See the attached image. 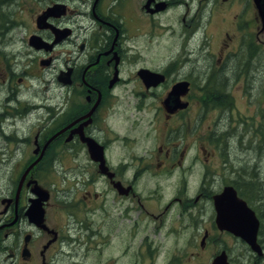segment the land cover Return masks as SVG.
<instances>
[{
  "label": "flooded vegetation",
  "instance_id": "af4514ba",
  "mask_svg": "<svg viewBox=\"0 0 264 264\" xmlns=\"http://www.w3.org/2000/svg\"><path fill=\"white\" fill-rule=\"evenodd\" d=\"M217 1L208 11L218 20L205 22V0H45L22 41L9 46L16 30L0 33V173L16 179L0 194V264L73 260L83 246L77 234L94 216L110 236L129 233L123 252L134 262L148 253L142 264H154L166 240L185 238L198 247L192 258L212 249L204 264L228 256V243L243 246L249 264H264L260 229L259 257L217 225L215 196L235 181L212 190L224 150L216 136L234 121L237 85L264 56V25L246 4L253 0ZM32 36L44 45H29ZM31 82L47 87L24 93ZM123 99L134 100L135 114ZM37 183L49 193H33ZM39 195L38 225L27 212ZM237 197L261 225L260 206ZM176 251L166 264L185 260Z\"/></svg>",
  "mask_w": 264,
  "mask_h": 264
},
{
  "label": "rangeland",
  "instance_id": "374dc122",
  "mask_svg": "<svg viewBox=\"0 0 264 264\" xmlns=\"http://www.w3.org/2000/svg\"><path fill=\"white\" fill-rule=\"evenodd\" d=\"M44 1L45 0H6L4 5H0L1 12L10 13V16L8 15L6 17L9 22L7 24L8 28L6 29L13 30L16 28L14 37L10 44H8L9 46L14 44L15 39L18 42L22 41L23 37H25L26 30L31 26V12L40 9L43 6ZM250 2L246 4L249 5V8L253 10L255 15H257V11L252 4L253 2ZM222 4V0L217 1V5L222 6ZM205 5L207 11L205 14V22H207V20L211 17H214L216 22L219 17L217 12L212 13L208 11L211 6L214 7L211 0H205ZM240 5L241 7H244L245 1L244 4L240 2ZM240 5L238 4L239 7L237 8V12L240 9ZM258 23H261L259 18ZM259 26H261V24ZM18 45L23 46V48L25 46L24 43ZM263 57L264 56L261 53L258 54V60L253 65L252 74L250 73L248 75L246 84L241 81L243 79L237 81H241L237 85V88L242 90L241 93L236 94L237 110L233 107L228 113L233 114L234 121L231 120L230 125H226L224 127V132H222L223 135H221V137L216 136L217 140L223 143L224 150L222 151V156L220 155L221 158H215L212 163V168H214V162H216V159L219 160V163H217L219 168H216V171L218 170L217 175L219 177L215 180L212 190L214 189L215 191H219L222 189L224 186L223 184H225L224 179L228 183L235 181V185L233 187L238 191V193L248 196L260 206L259 215L261 219V234L259 233V239L262 242H264ZM34 83L35 82H31L33 91H27L24 93H43L47 87L42 84L43 82ZM26 85L29 86L28 83ZM49 93H56V91L49 90ZM123 100L126 104H128L130 114H135L134 100ZM228 118L230 117L225 116V120ZM1 141H3V139L0 138V142ZM0 144L4 147V149L7 148V145L4 143ZM232 169H234V173ZM4 174L0 173V194L12 193L16 187V179L12 178L10 174H7L6 169H4ZM46 183L48 184V187L52 189L53 193H59L58 190L60 185L58 184L56 187V183H58L56 177L48 179ZM160 184L164 185V190L168 191L169 194L175 190V186H172L170 181L164 182L163 179H160ZM251 187L253 189H251ZM93 219L94 224L89 229H80V234H77L81 237L83 246L73 256L74 259L66 260L58 264H142V260L144 258H148L149 254L147 252H145L147 253L145 256H138L135 262L130 255L125 256L123 252L124 245L131 242L129 233H127L128 239L121 236L124 230L115 231L114 234L110 236L107 226L104 222H102V217L94 216ZM147 226H149V220H143L140 223L141 232H137V235L141 234L138 237H142L144 235V231ZM185 240V238H182L178 240L175 245H172L171 240L168 242L166 240V244L163 246L162 252L154 264H166L167 261L165 255L172 250H177L180 255L184 254V250L186 251V255L184 256L185 260H178L176 263L172 264H204L205 254L208 256L212 249H206L205 254L199 251L200 257L196 256L192 258L191 252L197 253L198 247L195 245H186ZM227 246L230 249L228 256L229 259H231V264H249L248 259L243 256L246 255V249L243 246L235 245L234 243H228ZM206 261L209 264L212 262L211 260L208 261V259H206ZM53 264H56V262H53Z\"/></svg>",
  "mask_w": 264,
  "mask_h": 264
},
{
  "label": "water",
  "instance_id": "95a60500",
  "mask_svg": "<svg viewBox=\"0 0 264 264\" xmlns=\"http://www.w3.org/2000/svg\"><path fill=\"white\" fill-rule=\"evenodd\" d=\"M258 15L264 24V0H253ZM47 12L40 15L37 18V24L39 27L46 21ZM30 45L35 48H41L44 45L41 38L37 36H32L30 38ZM33 193H48L36 184L35 188L32 190ZM237 191L232 186H227L223 191L215 196V207L217 212L216 222L218 227L221 229H226L235 235L243 238L247 241L252 250L258 255H262L260 245L257 242V235L259 231V220L256 217L255 212L250 209L247 204L239 200L237 197ZM37 198L33 205L29 208L27 215L38 225L43 221V210L42 202L46 199L44 197ZM212 264H229L227 260V255L225 253L220 254Z\"/></svg>",
  "mask_w": 264,
  "mask_h": 264
},
{
  "label": "trees",
  "instance_id": "16d2710c",
  "mask_svg": "<svg viewBox=\"0 0 264 264\" xmlns=\"http://www.w3.org/2000/svg\"><path fill=\"white\" fill-rule=\"evenodd\" d=\"M6 0H0V5H4ZM0 33L4 34L6 28H8L7 24L9 23L7 20V16H10V13H5L0 11ZM11 21V20H10ZM12 22V21H11Z\"/></svg>",
  "mask_w": 264,
  "mask_h": 264
}]
</instances>
